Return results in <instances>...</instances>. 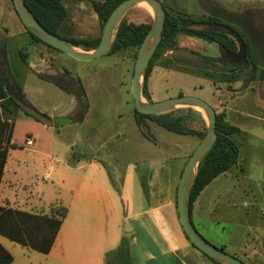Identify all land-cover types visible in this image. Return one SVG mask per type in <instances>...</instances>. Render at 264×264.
<instances>
[{"label":"rangeland","instance_id":"374dc122","mask_svg":"<svg viewBox=\"0 0 264 264\" xmlns=\"http://www.w3.org/2000/svg\"><path fill=\"white\" fill-rule=\"evenodd\" d=\"M93 1L102 0H64L69 14L58 32L60 36L90 39L99 32L97 16L91 5ZM160 1L170 14H188L199 21L216 16L221 24L239 31L251 45V59L258 67L240 66L235 72L237 83L233 88L221 83L215 87L210 80L194 76L192 72L202 69L221 74L230 72L231 66L222 61H206L199 54L203 48L187 39H179L175 45L179 49L167 50L154 61L149 78V94L151 101L155 97L153 101L159 102L183 93L203 99L218 114L226 112L228 121L242 130L240 135L235 136L240 146L239 162L245 172L238 186L248 191L242 202L249 201L255 208L264 211V0ZM123 20L137 25H152L154 15L145 5L140 4L131 9ZM5 31H8L9 37L0 45V57L2 54L5 56L15 82L21 86L33 107L48 117H56L55 123L61 127H47L23 112L20 113L21 117L11 116L15 122L13 136L16 147L9 155L6 178L13 179L17 184V193L22 198L20 208L48 214H51L52 207L59 209L63 205L60 200L62 190L55 187L53 180L62 162L72 164L74 159L83 161L86 157H92L104 166L116 188L120 206L126 213L148 207V202L141 197L142 176L152 167L157 168V171L160 168L172 169L175 158L177 162H187L201 139L169 132L154 123L149 124V133L158 147L150 141L143 144L139 139L132 118L135 104L131 91L139 48L87 62L76 61L61 54L62 61L59 63L77 81H81L89 106L83 121L72 122L69 116L74 113L75 96L63 93L41 78L50 75L48 71L52 68L50 65H44L43 68L37 66L38 57L35 54L33 67L41 77L26 67L22 53H31L33 50L28 38L23 35L25 29L10 1L0 0V32ZM234 42L233 51L237 52L239 46ZM209 46L205 56L226 58L217 44ZM168 113L181 118L187 128L207 132L208 119L198 108L179 106ZM142 132L146 133V137L149 136L147 131ZM28 138L33 139V146L26 144ZM2 141L0 128V143ZM179 152L181 155H178ZM186 152L189 154L184 156ZM51 165L56 172L49 171ZM13 169L15 176L12 174ZM214 191L215 194L221 193L222 189L216 187ZM5 193H8V187H5ZM65 194L63 190L61 195L64 199ZM229 196L233 197L228 194L223 198L226 203L231 200ZM232 203L230 201L228 206H215L216 211L210 219L195 224L200 235L220 249L233 237L230 234L231 228H239L244 221L241 204L234 208ZM146 227L149 229L147 233H155L151 226ZM0 245L12 254L14 264H44V254L2 235ZM225 252L228 253L227 248Z\"/></svg>","mask_w":264,"mask_h":264},{"label":"crops","instance_id":"0c3cea01","mask_svg":"<svg viewBox=\"0 0 264 264\" xmlns=\"http://www.w3.org/2000/svg\"><path fill=\"white\" fill-rule=\"evenodd\" d=\"M9 1L13 11H15L12 1ZM23 27L25 29L23 35L28 38L27 41L33 50L31 53L23 52L27 56L26 67L39 76L32 63L35 54L38 57L37 66L43 68L44 65H50L52 68L48 71L50 75L39 77L57 87L63 93L65 91L58 84H65L73 88L79 87L76 78L69 71H66V67L59 63V61H62L61 54L71 59L74 58L63 52L53 50L42 43L35 42L27 33L24 25ZM5 32H0V45L5 43V39L9 37L8 31ZM100 35L99 30L96 35L89 38H98ZM179 39H187L190 43L203 48V51H199L202 56H205L204 54L210 49L208 43L182 35L176 37V44ZM188 49L197 51L195 48ZM125 51L129 50H122L118 53H124ZM0 67L8 77L11 88L19 87L24 95L23 102L33 107L32 102L28 101L21 86L15 82L3 54L0 57ZM55 68L56 70H54ZM153 100H155V97L152 98ZM78 102L79 100H76L75 97L74 113L69 118H73L79 113L81 106ZM21 112L25 114L23 110H17L11 116L21 117ZM0 115H2L1 107ZM49 118L53 119L54 125L51 128L57 127L56 117L50 116ZM132 118L142 143L145 144L150 141L155 143V147H158L156 140L152 139L149 133V124H153V122L147 121L146 123L144 131L149 134L146 137L136 123L135 113H133ZM9 122H13L11 117ZM13 123L15 129V122ZM57 128L61 129L59 125ZM2 134L4 137L5 132H2ZM3 143L4 138L0 144ZM12 143L16 144L14 136ZM12 149H9V155ZM33 151L39 152L38 150ZM187 154L189 152L183 153L184 156ZM178 155H181V153L179 152ZM8 159L0 185V205L25 211L20 208L22 198L17 193L16 182L11 178H6ZM176 159L172 169L162 170L160 168L157 171V168L152 167L146 175L142 176L143 193H141V197L148 202V207L133 213H126L121 208L116 188L112 185L106 169L99 161L92 157L83 158V161H75L74 159L72 164L63 161L53 184L55 187H59L62 192L63 190L66 192L65 199L62 197L61 192L60 200L64 205L61 206L68 209V214L63 220L51 252L42 258L44 264H106V255L120 247L123 237L128 238L130 243L132 254L129 260L130 264H216L185 238L176 207V192L186 160L181 163L177 162ZM240 162L226 174L217 177L201 192L193 206L192 220L194 225H199L211 218L212 213L216 211L215 206H228L230 201L233 202L231 206L234 208H238L241 204L243 224L239 228H231L230 234L233 237L225 243L222 249L226 251L227 248L229 254L236 256L246 264H264V221H262L264 220L262 218V216L264 217V211L258 210L249 201L242 202V198L247 195L248 191L238 186L241 175L244 176L243 174H245ZM55 170V167L51 165L49 171L56 172ZM13 171L14 169L12 170L14 175L15 172ZM48 176L49 173H47ZM5 187H8V193L3 194ZM216 187L222 189L221 193L215 194ZM228 194L233 197L229 196L231 200L226 203L223 198ZM32 213L49 215L41 212ZM148 225L155 233H147L149 229L146 226ZM129 263L124 262V264Z\"/></svg>","mask_w":264,"mask_h":264},{"label":"trees","instance_id":"16d2710c","mask_svg":"<svg viewBox=\"0 0 264 264\" xmlns=\"http://www.w3.org/2000/svg\"><path fill=\"white\" fill-rule=\"evenodd\" d=\"M24 1L34 17L46 30L52 34L60 36L58 32L69 14L68 9L64 5V0ZM123 1L125 0H102L91 2L92 9L100 24L101 35L103 27L109 16ZM202 22L221 24V21L216 16H210L206 21H199L188 14H170L166 11V22L162 33V40L157 47V50L153 55L144 75L142 91L147 100L151 101L149 94V78L152 73L153 63L156 59L161 58L167 50H172L173 48L178 49V47L175 46L177 36L185 35L208 44L216 43L221 47L223 52L230 50L233 51L235 42L226 34L216 30H194L191 28V26ZM150 27L151 25L149 24L137 25L134 23H127L123 20L118 27L114 42L112 43L107 55L116 54L122 50L139 48L149 32ZM232 28L236 30L234 27ZM237 32L242 36L247 46V59L245 61L238 64H231L228 63V60H224L223 63L225 65L231 66L230 72L226 73L224 72L220 74L200 69L196 72H192V74L199 78L210 80L216 87L218 83L227 85L237 83V76L235 72L240 66L252 65L257 68V63L251 59L252 48L250 43L239 31ZM27 33L35 42L42 43L53 50L59 51L41 41L38 37L29 32V30H27ZM101 35L100 37L94 39L60 37L65 39L74 47L85 51H92L99 45ZM203 57L206 61H219L218 59L210 58L208 56ZM22 58L24 62H26L27 57L23 53ZM78 84L79 87L77 88H73L65 84H58L63 91L74 95L80 101V111L74 118H72V122L83 121L89 107L84 87L79 79ZM182 95L183 94H179V96ZM23 96V92L19 87L15 89L11 88L8 77L0 67V107L2 108V115H0V128L2 129V132H5L3 137L4 143L0 144V185L4 176L9 149L16 147V144L12 143L14 123L9 122L10 117L14 111L22 110L16 103L15 98L23 101ZM134 113L136 123L143 131L146 128L147 121H151L167 131L179 135H188L202 139L206 134L205 131H197L187 128L183 124L181 118L171 116L169 113L151 115L140 113L136 109ZM216 131L218 137L212 148L199 164L198 173L190 191L189 211L191 220L194 203L200 196L201 192L217 177L226 174L232 168L236 167L239 162L240 146L235 140V136L240 135L242 130L228 121L225 111L223 113H217ZM144 134L146 133L144 132ZM67 214L68 209L63 206L59 207V209L52 207L51 214L41 215L0 205V235L24 247L47 255L52 250L63 220L67 217ZM185 238L189 241L186 235ZM129 244L128 238L123 237L120 247L116 251H111L106 255V264H124L125 261L129 263L132 255ZM221 250L224 251V249ZM207 257L216 264H220L209 256ZM13 263L14 258L12 254L5 247L0 245V264Z\"/></svg>","mask_w":264,"mask_h":264},{"label":"water","instance_id":"95a60500","mask_svg":"<svg viewBox=\"0 0 264 264\" xmlns=\"http://www.w3.org/2000/svg\"><path fill=\"white\" fill-rule=\"evenodd\" d=\"M13 7L22 22L29 32L38 37L47 45L69 55L79 61H93L97 58L108 54L112 43L114 42L117 30L126 14L140 4H147L152 9L154 22L150 27L149 32L144 38L139 47L137 58L134 65L132 76L131 91L134 98L135 109L140 113L151 115H161L173 111L179 106L194 107L202 110L208 119L207 132L204 138L188 158L183 171L181 173L177 192H176V207L178 217L184 234L189 239L190 243L200 250L205 255L214 259L220 264H245L237 257L226 253L220 248L208 242L200 235L195 225L193 224L189 211L190 191L198 173V167L203 158L214 145L218 134L216 131L217 112L216 110L201 98L195 96L182 95L169 98L163 101L154 102L145 99L142 91V85L146 69L155 54L157 47L162 40L166 22V10L160 0H125L119 4L106 21L99 45L92 51L81 50L69 44L62 37L50 33L46 30L39 21L34 17L32 12L27 7L24 0H11ZM194 30H216L220 31L236 41L239 46V51H227L226 59L232 64H238L247 59V46L242 36L232 27L225 24L202 22L191 26ZM19 107L29 116L41 122L42 124L52 127L53 121L48 116L42 114L34 107L29 106L23 101L15 98Z\"/></svg>","mask_w":264,"mask_h":264},{"label":"flooded vegetation","instance_id":"af4514ba","mask_svg":"<svg viewBox=\"0 0 264 264\" xmlns=\"http://www.w3.org/2000/svg\"><path fill=\"white\" fill-rule=\"evenodd\" d=\"M182 36H184V37H189V36H185V35H182ZM189 38H192V37H189ZM192 39H195V38H192ZM196 40H198V39H196ZM201 41V40H200ZM212 44H216V43H212ZM218 45V44H217ZM219 46V45H218ZM220 47V46H219ZM179 49V48H178ZM220 50H221V47H220ZM221 52V54L223 53V54H225V56H226V53L227 52H223L222 50L220 51ZM231 52H235V51H231ZM210 58H212V57H210ZM215 59H218L219 61H222V62H224V60H227L226 58H215ZM228 63H230L229 61H228ZM232 64V63H231ZM235 84V83H234ZM234 84H232V85H229V87H233V85ZM68 86V85H67ZM180 94H183V93H180ZM80 102V101H79ZM80 106H81V104H80Z\"/></svg>","mask_w":264,"mask_h":264},{"label":"built area","instance_id":"2783aa9c","mask_svg":"<svg viewBox=\"0 0 264 264\" xmlns=\"http://www.w3.org/2000/svg\"><path fill=\"white\" fill-rule=\"evenodd\" d=\"M33 139H31V138H28L27 139V141H26V144L28 145V146H32L33 145Z\"/></svg>","mask_w":264,"mask_h":264},{"label":"bare ground","instance_id":"6f19581e","mask_svg":"<svg viewBox=\"0 0 264 264\" xmlns=\"http://www.w3.org/2000/svg\"><path fill=\"white\" fill-rule=\"evenodd\" d=\"M143 5H145L152 12V9L150 8V6H148L147 4H143Z\"/></svg>","mask_w":264,"mask_h":264}]
</instances>
